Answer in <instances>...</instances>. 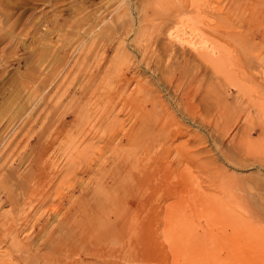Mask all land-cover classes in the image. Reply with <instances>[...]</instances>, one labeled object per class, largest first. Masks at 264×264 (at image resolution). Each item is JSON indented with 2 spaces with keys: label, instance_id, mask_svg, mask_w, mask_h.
<instances>
[{
  "label": "rangeland",
  "instance_id": "1",
  "mask_svg": "<svg viewBox=\"0 0 264 264\" xmlns=\"http://www.w3.org/2000/svg\"><path fill=\"white\" fill-rule=\"evenodd\" d=\"M12 232L31 264H264V0H0V264Z\"/></svg>",
  "mask_w": 264,
  "mask_h": 264
},
{
  "label": "bare ground",
  "instance_id": "2",
  "mask_svg": "<svg viewBox=\"0 0 264 264\" xmlns=\"http://www.w3.org/2000/svg\"><path fill=\"white\" fill-rule=\"evenodd\" d=\"M141 1V0H140ZM149 1V0H148ZM141 5V4H140ZM171 29V28H170ZM169 31V30H168ZM167 33V32H166ZM174 38V37H173ZM180 38V37H179ZM177 39V38H176ZM185 39V38H184ZM190 43V42H189ZM196 43V42H195ZM165 48V47H164ZM146 52V51H145ZM150 52V51H149ZM198 53V52H197ZM200 53V52H199ZM204 54V53H203ZM150 56V55H149ZM204 56H205V54H204ZM210 58V57H209ZM206 59H208V57L206 58ZM159 60H161V59H159ZM211 60V59H210ZM143 61V60H142ZM150 62V61H149ZM189 62V61H188ZM210 62V61H209ZM157 63H158V61H157ZM214 63V62H213ZM183 64V63H182ZM183 66V65H182ZM181 67V66H180ZM179 71V70H178ZM182 72V71H181ZM180 74V73H179ZM183 75V72L181 73V76ZM197 75V74H196ZM90 78V77H89ZM179 78H180V76H178V77H176L175 76V80H179ZM135 80V79H134ZM132 80L130 79V81L128 82V83H130ZM183 81V80H182ZM178 82V81H177ZM180 82V81H179ZM127 83V82H126ZM136 83H138V81H136ZM93 84V83H92ZM178 85V84H177ZM180 85V84H179ZM142 87V86H141ZM137 88V87H136ZM181 90H182V88H181ZM141 92V91H140ZM206 92V91H205ZM208 95V94H207ZM212 95V94H211ZM183 97V96H182ZM124 98H126L125 97V95H124ZM153 98V97H152ZM204 98V97H203ZM202 98V99H203ZM132 99V98H131ZM185 100V99H184ZM122 102V101H121ZM124 104V103H123ZM141 107V106H140ZM141 109V108H140ZM140 111V110H139ZM157 113H159L158 111H157ZM165 114V113H164ZM146 115V114H145ZM159 115V114H158ZM157 114H156V116H158ZM167 115H168V113H167ZM155 116V117H156ZM155 120V119H154ZM170 120V119H169ZM141 121V120H140ZM143 121V120H142ZM164 121V120H163ZM111 123V122H110ZM142 123V122H141ZM163 123V122H162ZM155 124V123H154ZM153 124H151V128L153 127L152 126ZM140 127H142V126H140ZM159 127V126H158ZM157 127V128H158ZM162 127V126H161ZM135 128V127H134ZM132 129H133V127H132ZM132 129H131V131H132ZM149 129V128H148ZM159 129H161V128H159ZM124 130V129H123ZM125 130H126V128H125ZM124 130V131H125ZM150 130H152V129H150ZM156 130V129H155ZM183 130V129H182ZM123 132V131H122ZM140 132V131H139ZM13 217H11L10 218V220L12 219ZM44 220V219H43ZM10 222V221H9ZM12 222H13V220H12ZM28 222V221H27ZM46 223H45V225L46 226H48L49 227V225H50V220L48 221H45ZM11 223V222H10ZM25 223H26V221H25ZM40 223V222H39ZM13 224V223H12ZM41 224H43V222L41 223ZM26 225H28L27 223L25 224V226ZM29 226V225H28ZM32 226V225H31ZM42 226V225H41ZM17 227V226H16ZM15 228V227H14ZM23 228H25L24 227V225L22 226V230H23ZM41 229H44V227H41ZM46 229H47V227H46ZM14 230V229H13ZM15 230H16V228H15ZM18 230H21V227L20 228H18ZM59 230V229H58ZM72 230V229H71ZM45 231V230H44ZM62 231V230H61ZM20 232V231H19ZM18 232V233H19ZM38 232V231H37ZM53 232H55L56 233V231H49V233H52V234H50V235H48L47 237H48V243L49 244H46V241L42 244V246H43V248H45V253L43 254V256L42 257H45L47 260H48V258H54V257H56L57 258V256L54 254V252L53 251H49L48 250V246H50L49 248H51V246H52V249H53V247H54V245L53 244H55V242L53 243L51 240H53V238H54V234L55 233H53ZM60 232V231H59ZM59 232H57L58 234H59ZM68 232V231H67ZM66 232V233H67ZM13 233V235H12V238H11V244L13 245V247H15V251H14V249H13V251L16 253H14L15 254V256L14 257H12V261H10V262H8V264H31V263H27V262H25V258H26V256L25 255H27V256H29L28 254L30 253L29 252V249L27 248V247H23V246H26V245H23L22 246V242H20V239H18V233L17 234H14L15 232H12ZM40 233H41V231H40ZM40 233H39V235H40ZM37 234V233H36ZM35 234V235H36ZM47 234V233H46ZM45 234V235H46ZM41 236V235H40ZM32 237V236H31ZM36 237H37V235H36ZM35 239H37V238H30V240H35ZM61 239V238H60ZM22 241V240H21ZM25 241V240H24ZM39 241V240H38ZM49 241H51V242H49ZM33 242V241H32ZM35 242V241H34ZM36 243H38V242H36ZM40 243V242H39ZM57 243H59V242H57ZM57 243H56V245H57ZM34 244V243H33ZM67 244V243H66ZM36 245V244H35ZM59 245V244H58ZM40 246V245H39ZM45 246V247H44ZM68 247V246H67ZM42 248V249H43ZM60 248V247H59ZM39 249V248H38ZM41 249V250H42ZM57 249V248H56ZM66 249V248H65ZM64 248H62V250L64 251L65 250ZM35 250V249H34ZM40 250V249H39ZM38 250V252L40 253V251ZM12 251V252H13ZM55 251V250H54ZM57 251V250H56ZM56 251H55V253H56ZM65 251H67V249L65 250ZM5 252L7 253V256H8V252H10V251H8L7 252V250H5ZM4 252V253H5ZM68 252V251H67ZM27 253V254H26ZM65 253V252H64ZM59 254H61V250H59ZM66 254V253H65ZM71 254V253H70ZM6 255V254H5ZM6 256V257H7ZM41 256V255H40ZM11 257V256H10ZM59 257V256H58ZM64 258V256H61V258ZM65 257H67L66 255H65ZM55 258V259H56ZM10 259V258H9ZM35 259V258H34ZM58 259V258H57ZM60 259V258H59ZM2 264V263H1ZM7 264V263H6Z\"/></svg>",
  "mask_w": 264,
  "mask_h": 264
}]
</instances>
